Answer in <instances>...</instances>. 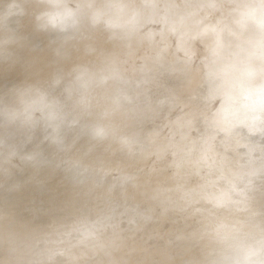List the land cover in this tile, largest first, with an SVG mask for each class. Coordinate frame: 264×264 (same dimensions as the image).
Segmentation results:
<instances>
[{"label": "clouds", "instance_id": "1", "mask_svg": "<svg viewBox=\"0 0 264 264\" xmlns=\"http://www.w3.org/2000/svg\"><path fill=\"white\" fill-rule=\"evenodd\" d=\"M0 264H264V0H0Z\"/></svg>", "mask_w": 264, "mask_h": 264}]
</instances>
